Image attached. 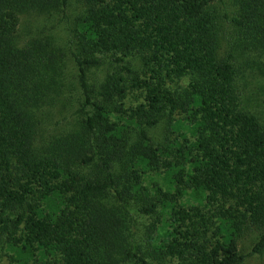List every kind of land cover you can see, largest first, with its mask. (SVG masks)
Returning a JSON list of instances; mask_svg holds the SVG:
<instances>
[{
  "label": "trees",
  "instance_id": "16d2710c",
  "mask_svg": "<svg viewBox=\"0 0 264 264\" xmlns=\"http://www.w3.org/2000/svg\"><path fill=\"white\" fill-rule=\"evenodd\" d=\"M54 13L64 53L20 39L21 15ZM243 53L261 63L264 0H0V263L262 259L264 117L240 107ZM67 61L75 121L43 144Z\"/></svg>",
  "mask_w": 264,
  "mask_h": 264
},
{
  "label": "rangeland",
  "instance_id": "374dc122",
  "mask_svg": "<svg viewBox=\"0 0 264 264\" xmlns=\"http://www.w3.org/2000/svg\"><path fill=\"white\" fill-rule=\"evenodd\" d=\"M73 8L68 9L67 13L71 14ZM60 15L54 13L52 15H36V14H24L19 17L18 32L20 39L24 40L33 33H41L44 35L50 34L54 39V43L61 47L64 53L62 43L64 40L63 24L58 23ZM224 44H222V47ZM259 54V53H258ZM256 53H243L242 57L246 60L248 67L244 68V71L238 77L236 85L238 92L240 93V107L248 110L252 114L260 117H264V53L260 54L257 59L261 63H257L255 58ZM254 61V63H252ZM68 62V61H67ZM67 72L64 73V80L69 84L68 90L63 91V95L55 98L53 104L47 108H41L40 115V136L42 137L43 144L48 143L52 137L61 134L64 131H68L74 124L73 111L77 105L78 91L76 82L74 79V69L70 62L67 63ZM100 68L94 70V76L100 78L102 72ZM126 106H132L133 104H139L140 96L137 91H130L124 99ZM40 114V111H39ZM161 130L157 127L153 134L158 138L161 135ZM156 137V138H157ZM154 178V177H153ZM184 206H196L201 207L204 204V192L193 191V189H186L183 196L180 198ZM250 238L244 237L240 240L239 248L243 253H248L250 248ZM0 264H8L6 259H2ZM243 264H264V257L259 259L257 257H247Z\"/></svg>",
  "mask_w": 264,
  "mask_h": 264
}]
</instances>
